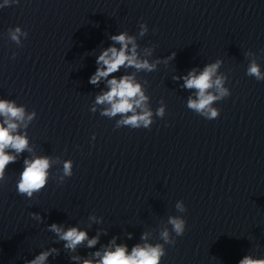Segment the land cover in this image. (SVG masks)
I'll return each mask as SVG.
<instances>
[{"label":"water","instance_id":"obj_1","mask_svg":"<svg viewBox=\"0 0 264 264\" xmlns=\"http://www.w3.org/2000/svg\"><path fill=\"white\" fill-rule=\"evenodd\" d=\"M0 6V100L24 109L13 134L28 140L19 154L6 149L16 162L0 180V264H24L53 248L44 264H82L98 260L97 251L126 245L131 253L138 244H160V264L264 260V80L248 75L253 63L264 75V0H0ZM17 27L18 42L11 38ZM121 32L134 37L138 59L155 69L121 67L89 83L102 67L97 57L119 49L111 36ZM217 61L213 79L222 78L229 95L213 102L220 115L208 120L188 108L197 90L184 88L183 77ZM124 75L134 76L147 97L150 129L118 125L122 115H102L110 105L96 103L109 90L107 80ZM37 157L50 160L48 183L28 198L17 182L24 160ZM68 161L71 176L63 173ZM170 218L185 221L182 234ZM52 223L85 230L98 243L66 249L49 231Z\"/></svg>","mask_w":264,"mask_h":264},{"label":"clouds","instance_id":"obj_2","mask_svg":"<svg viewBox=\"0 0 264 264\" xmlns=\"http://www.w3.org/2000/svg\"><path fill=\"white\" fill-rule=\"evenodd\" d=\"M16 3L18 4L19 0H16ZM5 4H8V0H5ZM141 27L143 34L146 28L143 25ZM20 34L21 29L17 27L15 31L11 32V38L18 42ZM111 40L120 45L119 49L110 46L97 57L96 63L102 65V67H97L95 73L90 77L89 83L98 84L102 78H108L118 72L121 67H134L137 70H147L149 72L155 69V64L138 59L137 44L133 36L121 32L111 36ZM129 44L132 45L131 49H129ZM174 56L175 53H172V57ZM219 66L220 61H217L207 65L199 75L196 74L195 69H192L187 76L183 77L184 88L197 90L195 100L189 97L188 108L195 110L208 120L218 119L220 115L217 109L211 107L213 102L229 95L228 90L223 87L222 78L213 79ZM248 75L255 76L257 80H264V75H261L259 67L255 63L249 67ZM107 84L109 90L96 97L97 104L110 105L102 115L114 117L121 114L123 118L118 121V125L131 126L133 129L141 127L150 129L152 113L145 106L144 102L147 97L142 91L141 85L135 81L134 76L124 75L119 79L113 76L107 80ZM213 88L216 94L209 91ZM138 108L141 109L140 113L136 111ZM130 112L132 113L131 116L126 115ZM163 113L164 109L161 107L157 114L162 116ZM0 116L5 117L4 122L0 123V180H3L6 166L16 162V156L6 152V149H12L19 154L27 149L28 140L24 136L13 134L18 126L13 120H24L25 113L22 107H16L12 102L0 100ZM28 119L31 120L32 116H29ZM5 124L7 127L4 126ZM23 163L24 168L17 182V191L20 195L31 198L33 193H39L45 189L49 178L50 160L48 157H37L32 160L25 159ZM63 173L65 176L72 175L70 161L64 163ZM177 207L180 208V204ZM31 215L36 217L38 214L32 213ZM169 223L173 225L174 231L178 235L184 232V220L170 218ZM49 231L54 232L60 240L65 241L64 248L73 252L84 241H87V246L92 248L99 240L98 236L89 239L88 232L78 227H69L64 230L62 226L56 223L49 225ZM161 236L165 242L168 241L167 230L162 232ZM142 239H146V235ZM110 243H115V238ZM56 251L53 248L41 252L35 259L25 260L24 264H44L48 256ZM164 254L163 247L160 244L155 246L149 244L141 246L138 244L132 247L131 253L128 252L126 245H117L114 250L110 247L106 248L103 255L99 251L95 252L94 256L99 257L98 260L85 259L82 264H160V259ZM72 259L80 260V257L73 256ZM239 264H264V260H253L251 257L245 256L239 261Z\"/></svg>","mask_w":264,"mask_h":264}]
</instances>
